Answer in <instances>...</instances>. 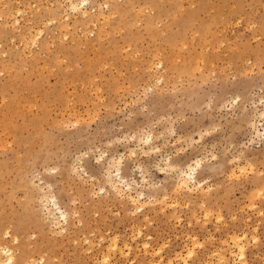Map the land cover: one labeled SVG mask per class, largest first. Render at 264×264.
<instances>
[{"label": "rangeland", "instance_id": "rangeland-1", "mask_svg": "<svg viewBox=\"0 0 264 264\" xmlns=\"http://www.w3.org/2000/svg\"><path fill=\"white\" fill-rule=\"evenodd\" d=\"M90 1L0 0V247L11 229L18 264H264V0Z\"/></svg>", "mask_w": 264, "mask_h": 264}, {"label": "bare ground", "instance_id": "bare-ground-1", "mask_svg": "<svg viewBox=\"0 0 264 264\" xmlns=\"http://www.w3.org/2000/svg\"><path fill=\"white\" fill-rule=\"evenodd\" d=\"M67 2V1H66ZM89 5H91V1L90 0H69V7L75 12H78V11H82L83 13H82V16L83 17H86L87 16V8H88V6ZM70 8H69V10H70ZM109 8V7H108ZM112 10V9H111ZM119 10V9H118ZM21 12V11H20ZM117 12H119V11H117ZM114 13H116V12H114ZM80 15V14H79ZM112 15V14H111ZM67 16V15H66ZM65 16V17H66ZM67 18H68V16H67ZM56 19V18H55ZM51 22H53V21H51ZM16 23H18V21L16 22ZM93 24V23H92ZM58 30V29H57ZM34 31V30H33ZM43 32H44V30H39L38 32H37V34L33 37V36H31L32 34H30V33H25V34H23L24 35V41L26 40V41H28L29 42V40H32V45H36L37 46V44L39 43V41H40V38H41V36H42V34H43ZM33 33V32H32ZM32 38H31V37ZM63 38V37H62ZM23 41V42H24ZM31 43V42H30ZM29 43V44H30ZM21 44V43H20ZM24 47H26V46H24ZM30 47H28V49H29ZM160 64V63H159ZM158 64V65H159ZM259 132V131H258ZM259 134V133H258ZM148 141H149V138H148ZM84 171V170H83ZM189 174V173H188ZM110 175V174H109ZM194 175V173L193 174H190V175H188L187 176V178L188 179H194L193 176ZM111 176V175H110ZM112 177V176H111ZM111 177H110V180H111ZM117 177H118V179H119V181H117V182H119V184L121 183L122 185H120V186H118L119 184L117 183V185L116 184H114V183H112V185H113V187H114V189H115V191L116 192H120V190H122V186H126L127 185V187H129V190H130V188H131V186L125 181V178L123 177V175L120 173V172H118V175H117ZM186 178V181L184 182V184L185 183H187V181H188V179ZM113 179V178H112ZM196 179V178H195ZM197 180V179H196ZM113 181H114V179H113ZM200 184V183H199ZM121 187V188H120ZM194 187H195V185H194ZM113 189V188H112ZM104 190V189H103ZM262 192V191H261ZM121 195V194H120ZM144 195V194H143ZM142 194H140L139 195V202L141 203V196H143ZM134 201V200H133ZM137 201V202H138ZM46 202V203H45ZM45 204H44V209L47 211V213H48V218L50 219V221H51V223H52V226H59L60 224H62V222L64 223V224H66V226H63L62 227V231L63 230H68L69 229V227L71 226V224H73V223H71L72 221H71V217H70V213L67 211V210H65L61 205H60V203H59V201L57 200V198H55V197H50V198H47L46 200H45ZM137 209L138 210H143V206L142 207H137ZM47 218V219H48ZM10 226V225H9ZM57 226V227H58ZM2 230V229H1ZM16 230V229H15ZM60 230V229H59ZM60 230V231H61ZM14 231H12L11 229H7L6 231H5V233H3V240H6V244H4L2 247H0V264H18V262H17V259H16V255H15V252H17V250L18 249H14L15 250V252H14V250H13V248L9 245V243H14V244H18L19 243V239L20 238H18V237H15L14 236V233H13ZM142 233V232H141ZM17 235V234H16ZM242 239H243V237H242ZM233 240V239H232ZM240 240V239H239ZM237 241V240H236ZM241 242H242V240H241ZM1 243V242H0ZM118 243V242H117ZM195 243V242H194ZM243 243H245L244 242V240H243ZM146 244V243H145ZM144 244V247H147L146 245ZM116 245V244H115ZM195 245V244H194ZM21 246V245H20ZM149 246V245H148ZM236 246H238V252L240 251V253H241V258L243 259V257H245V255H244V250H245V246H244V244H238V242H236ZM18 247V246H17ZM16 247V248H17ZM119 247V246H118ZM247 247V246H246ZM148 248V247H147ZM146 248V249H147ZM192 248V247H191ZM116 249V248H115ZM130 249V248H129ZM132 251V250H131ZM195 251H196V249H195ZM246 251V250H245ZM128 252V251H127ZM130 252V251H129ZM189 256H191V257H194L193 255H194V250H189ZM196 255V254H195ZM104 258V260L107 262L108 260H109V257L110 256H103ZM179 257H181V256H179ZM187 257V256H186ZM30 259H31V257H29ZM182 258V257H181ZM189 259H191V258H189ZM241 259V260H242ZM103 260V261H104ZM244 260V259H243ZM242 260V261H243ZM246 260V259H245ZM245 260H244V262H245ZM186 261H187V259H186ZM19 262H20V260H19ZM38 262V261H37ZM46 262V260L42 257V260H40L39 261V264H44ZM110 262V261H109ZM189 262V261H188ZM32 263V261L31 262H29V263H27V264H31ZM246 263H247V261H246ZM245 263V264H246ZM113 264V263H112ZM206 264V263H205Z\"/></svg>", "mask_w": 264, "mask_h": 264}]
</instances>
